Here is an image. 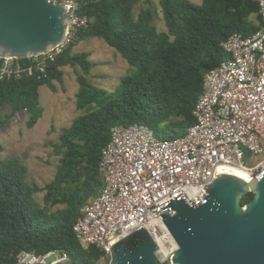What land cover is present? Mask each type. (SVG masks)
Masks as SVG:
<instances>
[{
    "label": "trees",
    "instance_id": "obj_1",
    "mask_svg": "<svg viewBox=\"0 0 264 264\" xmlns=\"http://www.w3.org/2000/svg\"><path fill=\"white\" fill-rule=\"evenodd\" d=\"M69 1L76 16L86 18V25L66 48L41 72L0 79V130L22 112L27 114L26 128L31 129L43 114L38 89L45 86L56 93L59 84L63 91L62 69L80 70L74 94L78 115L51 144L57 156L51 180L38 187L27 181V169L18 159H0V264H16L21 252H55L73 264H107L109 256L99 249L79 246L73 226L83 206L104 186L99 162L111 129L142 124L161 140L183 135L195 123L192 112L203 75L229 58L223 43L234 33L247 37L261 28L254 0H201L199 5L157 0L163 31L155 24L153 0ZM93 38L130 67L111 91L87 79L97 66L87 52L72 53L76 42ZM4 107L8 113L2 112ZM39 192L41 202L34 197ZM252 197L247 193L240 204Z\"/></svg>",
    "mask_w": 264,
    "mask_h": 264
},
{
    "label": "built area",
    "instance_id": "obj_2",
    "mask_svg": "<svg viewBox=\"0 0 264 264\" xmlns=\"http://www.w3.org/2000/svg\"><path fill=\"white\" fill-rule=\"evenodd\" d=\"M53 1L54 0H49ZM261 28L243 37L232 34L222 45L229 56L203 75L202 92L192 115L195 123L181 136L161 140L142 124L116 126L101 151L102 190L81 209L73 226L79 246L109 256L111 246L143 228L153 240L159 262H169L176 244L157 208L181 195L187 206L198 204L214 175L236 168L248 180L264 172V0ZM62 4L68 14L63 40L46 53L20 63L0 57V79L42 71L86 25L73 2ZM245 154L249 155L245 161ZM247 180V181H248ZM65 259L55 252H21L16 264H53Z\"/></svg>",
    "mask_w": 264,
    "mask_h": 264
},
{
    "label": "water",
    "instance_id": "obj_3",
    "mask_svg": "<svg viewBox=\"0 0 264 264\" xmlns=\"http://www.w3.org/2000/svg\"><path fill=\"white\" fill-rule=\"evenodd\" d=\"M68 14L49 0H0V57L25 59L46 53L66 33ZM202 200L187 206L181 195L157 208L176 244L169 262L137 229L111 246L107 264H264V172L259 179L221 173ZM252 199L240 204V198ZM53 264H73L65 258Z\"/></svg>",
    "mask_w": 264,
    "mask_h": 264
},
{
    "label": "rangeland",
    "instance_id": "obj_4",
    "mask_svg": "<svg viewBox=\"0 0 264 264\" xmlns=\"http://www.w3.org/2000/svg\"><path fill=\"white\" fill-rule=\"evenodd\" d=\"M188 1L195 5L201 3V0ZM153 5L157 10L155 24L159 30L163 31L164 26L157 0H153ZM140 6L142 5L139 4L134 8V14ZM80 52H87L89 60L97 63V66L86 76L97 87L111 91L117 86L120 77L129 73L130 67L127 63L99 39L76 42L72 53ZM62 70L63 91L59 84H56V93H51L45 86L38 89L43 114L33 128H26L27 114L22 112L12 117L0 130L2 146L0 159H18L27 169V181L38 187L48 183L56 171L57 156L53 154L51 144L58 141L62 130L67 128L78 115L74 94L78 88L75 78L77 74H80V70L68 67ZM2 112L8 113V109L4 107ZM248 159L249 155L245 154V161ZM42 196L43 192L34 195L37 202H41ZM98 264L106 263L100 261Z\"/></svg>",
    "mask_w": 264,
    "mask_h": 264
},
{
    "label": "bare ground",
    "instance_id": "obj_5",
    "mask_svg": "<svg viewBox=\"0 0 264 264\" xmlns=\"http://www.w3.org/2000/svg\"><path fill=\"white\" fill-rule=\"evenodd\" d=\"M226 171H227V173L236 175V176L242 178L243 180H248V176L240 169L232 168V169H228Z\"/></svg>",
    "mask_w": 264,
    "mask_h": 264
}]
</instances>
